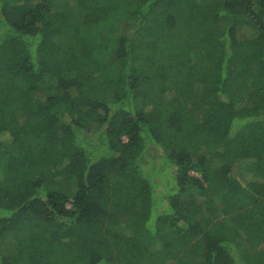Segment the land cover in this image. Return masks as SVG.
Instances as JSON below:
<instances>
[{"label": "trees", "instance_id": "16d2710c", "mask_svg": "<svg viewBox=\"0 0 264 264\" xmlns=\"http://www.w3.org/2000/svg\"><path fill=\"white\" fill-rule=\"evenodd\" d=\"M0 264H264V0H0Z\"/></svg>", "mask_w": 264, "mask_h": 264}, {"label": "rangeland", "instance_id": "374dc122", "mask_svg": "<svg viewBox=\"0 0 264 264\" xmlns=\"http://www.w3.org/2000/svg\"><path fill=\"white\" fill-rule=\"evenodd\" d=\"M106 30L100 29V30H96V36H95V43L98 46H102V48H100L98 50L100 58L101 56H103V60H105L106 62H111L115 56H114V51H115V40L111 37V35L108 33ZM152 33H154L156 35L155 31L152 32H148L146 37L148 36L149 38H151ZM153 34V35H154ZM158 92L159 89H155L154 91H152V95L154 96H158ZM124 140H126V138H124ZM236 175L238 178L240 179H244L247 174L244 173L243 169H237L236 170ZM70 204L68 205V207L70 208ZM244 247H246L244 245ZM261 246L260 245H248L246 248L249 249V251L251 252H255L257 250H259Z\"/></svg>", "mask_w": 264, "mask_h": 264}]
</instances>
